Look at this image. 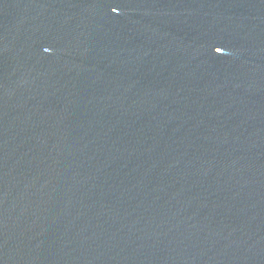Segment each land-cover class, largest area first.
<instances>
[{"label": "water", "instance_id": "water-1", "mask_svg": "<svg viewBox=\"0 0 264 264\" xmlns=\"http://www.w3.org/2000/svg\"><path fill=\"white\" fill-rule=\"evenodd\" d=\"M0 264H264V0H0Z\"/></svg>", "mask_w": 264, "mask_h": 264}, {"label": "snow or ice", "instance_id": "snow-or-ice-1", "mask_svg": "<svg viewBox=\"0 0 264 264\" xmlns=\"http://www.w3.org/2000/svg\"><path fill=\"white\" fill-rule=\"evenodd\" d=\"M215 51L219 53V52H221V48L220 47H216Z\"/></svg>", "mask_w": 264, "mask_h": 264}]
</instances>
